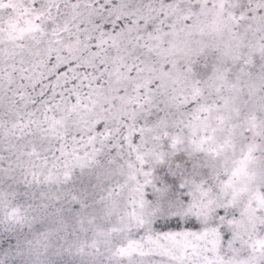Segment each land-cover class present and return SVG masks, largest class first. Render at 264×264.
Wrapping results in <instances>:
<instances>
[{
  "label": "snow or ice",
  "instance_id": "snow-or-ice-1",
  "mask_svg": "<svg viewBox=\"0 0 264 264\" xmlns=\"http://www.w3.org/2000/svg\"><path fill=\"white\" fill-rule=\"evenodd\" d=\"M0 264H264V0H0Z\"/></svg>",
  "mask_w": 264,
  "mask_h": 264
}]
</instances>
